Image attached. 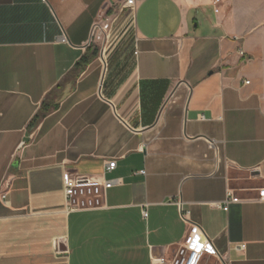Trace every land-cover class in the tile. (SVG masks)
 Masks as SVG:
<instances>
[{
	"label": "crops",
	"instance_id": "1",
	"mask_svg": "<svg viewBox=\"0 0 264 264\" xmlns=\"http://www.w3.org/2000/svg\"><path fill=\"white\" fill-rule=\"evenodd\" d=\"M121 1L0 0V264H151L190 223L264 264V27L239 0H136L133 23ZM66 171L121 182L66 212Z\"/></svg>",
	"mask_w": 264,
	"mask_h": 264
},
{
	"label": "built area",
	"instance_id": "2",
	"mask_svg": "<svg viewBox=\"0 0 264 264\" xmlns=\"http://www.w3.org/2000/svg\"><path fill=\"white\" fill-rule=\"evenodd\" d=\"M219 0H217L218 2ZM136 0H122L121 9L126 10L131 15V23L134 21ZM106 10L101 14L92 25L91 40L101 44V52L105 54L107 47L113 37L114 27L118 21V15L108 14ZM66 37L62 36L60 41H65ZM138 53L137 51H135ZM244 54V51H241ZM104 56V55H103ZM116 160L109 161L105 164V172H110L116 168ZM144 173V171H142ZM65 173V172H64ZM121 181L108 180L103 176L78 174L67 172L64 174V195L66 201V212L96 210L105 207L106 191ZM264 195V188L259 190ZM4 197V196H3ZM240 199L235 197L232 190L228 191V197L223 205H219L223 210L229 209V204L233 202L239 203ZM147 217V212H144ZM183 242L178 246L175 254L172 256L160 255L152 257L151 264H202L205 256L216 258L220 264H231L229 259H223V256L213 246L209 238L202 233L201 228L197 224L190 223L187 233H185ZM246 245L240 244L237 249L241 252Z\"/></svg>",
	"mask_w": 264,
	"mask_h": 264
},
{
	"label": "rangeland",
	"instance_id": "3",
	"mask_svg": "<svg viewBox=\"0 0 264 264\" xmlns=\"http://www.w3.org/2000/svg\"><path fill=\"white\" fill-rule=\"evenodd\" d=\"M239 4L243 9H248V16H252L255 27H264V0H239Z\"/></svg>",
	"mask_w": 264,
	"mask_h": 264
},
{
	"label": "trees",
	"instance_id": "4",
	"mask_svg": "<svg viewBox=\"0 0 264 264\" xmlns=\"http://www.w3.org/2000/svg\"><path fill=\"white\" fill-rule=\"evenodd\" d=\"M43 106H44V103H43V105L41 106V108H43Z\"/></svg>",
	"mask_w": 264,
	"mask_h": 264
}]
</instances>
